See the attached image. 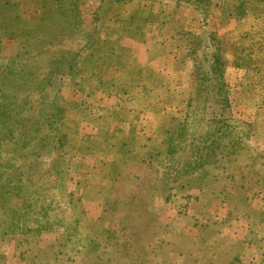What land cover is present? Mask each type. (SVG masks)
<instances>
[{"label":"rangeland","instance_id":"374dc122","mask_svg":"<svg viewBox=\"0 0 264 264\" xmlns=\"http://www.w3.org/2000/svg\"><path fill=\"white\" fill-rule=\"evenodd\" d=\"M199 1L0 0V174L46 185L0 199V218L49 209L40 231L30 212L0 234V264H264V0ZM215 46L228 106L192 109ZM222 115L247 175L169 176V148Z\"/></svg>","mask_w":264,"mask_h":264},{"label":"trees","instance_id":"16d2710c","mask_svg":"<svg viewBox=\"0 0 264 264\" xmlns=\"http://www.w3.org/2000/svg\"><path fill=\"white\" fill-rule=\"evenodd\" d=\"M174 1L187 2L193 5L196 2V0ZM205 1L206 0L199 1V3L202 4L201 9L206 8L203 5ZM202 6H204L205 8ZM214 48L215 50L212 52L213 58L211 62L207 63V65L196 60L193 62L194 74H192L193 76L191 77V86H193V90L188 101V104L192 109H200L207 103V101L214 102V104L217 105L221 104L225 107L228 106L225 103L226 96H224L225 93L223 92L225 84L223 81L222 70V68L224 67L221 56L222 48L220 49V46H215ZM29 100L31 101L32 99ZM26 101L27 100L25 99V102ZM192 106L195 108H193ZM23 121L25 122L26 120L22 118L19 125L15 127H11L9 125L7 126L6 130L8 131V133H12L14 139L16 137V133L19 134L21 138L22 132L24 135L25 131H18V129H22V127H24ZM231 122L232 120L230 118V115L226 117L222 115L217 118H211L208 120V132L201 135L199 138H195L194 144H190V147L188 149L180 146L178 149L177 145L173 144L169 148V154L171 155V153L173 154L177 152L179 156L177 160L174 161V163L177 165L173 167V160L171 158H168L169 163H167L164 167L167 169V174L170 173V176L172 173L175 176L176 173L183 171V169L189 170L190 172H193L195 169H201L198 172L201 177H207L208 174L214 173V179H221L223 176H218L217 172L227 169L228 171L226 172V176L230 177L231 179H235L236 175L237 178L245 177L244 174L246 173L239 172L238 170H236V167H234L237 165L236 154L238 153L239 148H241V140H238L237 142V138H235V140L233 139L232 132L234 131V129ZM41 129L43 128L40 126H31L29 128V130L31 131V136L35 133L40 132ZM186 150L187 152H190V155L192 154L196 157L189 162H180V160L183 159L181 157V154L184 155L183 152ZM33 154H35V152L30 150L25 155L28 156ZM35 165L38 167H43L41 164ZM208 165L211 168L209 170L207 168ZM251 165H253V163ZM42 171L46 172V170L44 169ZM1 174L4 176V180L2 179L3 181L0 179V189L3 188V190L0 191V199L2 202H7L13 197H19L20 195H24L25 193H30L31 195L29 196L32 197V199L35 197V201L40 202L42 193L38 191L40 190L38 189V187H46L45 183L37 186L32 182V179L22 176V173L18 170V167L13 164L10 169L7 168L1 171ZM41 203L42 205H39L38 208V205H33L31 201H25L21 211L8 209L7 214L5 213L6 218H0V234L17 233L21 229V220L23 219V214L30 212H33L36 218L33 220L34 223L32 226H25L26 229H33V231L37 232L40 231L41 228L46 225L45 218L48 216L47 211L49 210L47 208V205L44 206L42 201ZM38 217H40L42 221H39V219H37Z\"/></svg>","mask_w":264,"mask_h":264}]
</instances>
